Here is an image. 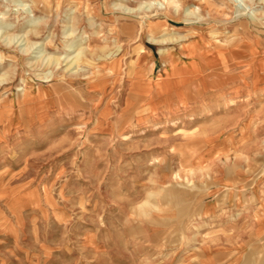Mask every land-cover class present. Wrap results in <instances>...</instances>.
Listing matches in <instances>:
<instances>
[{
	"label": "rangeland",
	"instance_id": "rangeland-1",
	"mask_svg": "<svg viewBox=\"0 0 264 264\" xmlns=\"http://www.w3.org/2000/svg\"><path fill=\"white\" fill-rule=\"evenodd\" d=\"M167 1L0 0V264H264V1Z\"/></svg>",
	"mask_w": 264,
	"mask_h": 264
},
{
	"label": "crops",
	"instance_id": "crops-1",
	"mask_svg": "<svg viewBox=\"0 0 264 264\" xmlns=\"http://www.w3.org/2000/svg\"><path fill=\"white\" fill-rule=\"evenodd\" d=\"M264 210V201L262 202V205H260V207L258 208V211L256 212L257 214H259L260 212H262ZM246 215V213L245 212H243V214H240V216H245ZM262 219H264V217L262 218ZM233 222H234V218L232 217V219L228 222V224H227V226H226V228L227 227H230V226H232V224H233ZM261 223H263L264 224V220H263V222H261ZM255 237V240L257 239V237L256 236H254ZM264 237V236H263ZM263 237H260L259 238V240H261ZM264 240V239H263ZM222 254L223 253H221L220 255H218L217 257H208L207 259H206V263L205 264H241V262H242V260L244 261V259L242 258L241 260H237V258H233V259H231V260H226L225 262H224V258L222 257ZM244 264V263H243Z\"/></svg>",
	"mask_w": 264,
	"mask_h": 264
},
{
	"label": "bare ground",
	"instance_id": "bare-ground-1",
	"mask_svg": "<svg viewBox=\"0 0 264 264\" xmlns=\"http://www.w3.org/2000/svg\"><path fill=\"white\" fill-rule=\"evenodd\" d=\"M16 1H18V0H15V2ZM169 1V0H168ZM167 1V2H168ZM233 2H235V3H238V1L239 0H232ZM264 1V0H263ZM132 10V9H131ZM27 11V10H26ZM126 12H128V11H126ZM135 12V11H134ZM132 13V12H131ZM124 14V13H123ZM191 15V14H190ZM257 15V14H256ZM255 15V13H252V16L254 17V16H256ZM133 17V16H132ZM134 17H136V16H134ZM203 17V16H202ZM138 18V17H137ZM199 19H200V17H199ZM32 22H34V21H32ZM199 24V23H198ZM206 25V24H205ZM2 33V32H1ZM2 36V35H1ZM20 39V38H19ZM6 40V39H5ZM17 41V40H16ZM172 41V40H171ZM248 41V40H247ZM19 42V41H18ZM16 43V42H15ZM21 43H23V42H21ZM75 43V42H74ZM159 43V42H158ZM162 43V42H161ZM164 43V42H163ZM167 43H169V41H167ZM13 44H14V42H13ZM17 44V43H16ZM24 44V43H23ZM37 45V44H36ZM77 45V44H76ZM20 46V45H19ZM69 46H71V45H69ZM34 48V47H33ZM71 48H73V46L71 47ZM74 48H75V46H74ZM32 49V48H31ZM21 50V49H20ZM35 50V49H34ZM42 52V51H41ZM41 54V53H40ZM42 55V54H41ZM67 59V58H66ZM64 60V59H63ZM100 60V59H99ZM59 61H62V59H60V60H58V62ZM73 62V61H72ZM194 173V172H193ZM181 174V173H180ZM191 174V173H190ZM178 176V175H177ZM180 176V175H179ZM180 179H181V177H179ZM189 183V182H188Z\"/></svg>",
	"mask_w": 264,
	"mask_h": 264
}]
</instances>
